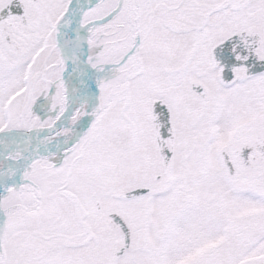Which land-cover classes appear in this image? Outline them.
I'll list each match as a JSON object with an SVG mask.
<instances>
[{
	"label": "snow or ice",
	"instance_id": "snow-or-ice-1",
	"mask_svg": "<svg viewBox=\"0 0 264 264\" xmlns=\"http://www.w3.org/2000/svg\"><path fill=\"white\" fill-rule=\"evenodd\" d=\"M0 264H264V0H0Z\"/></svg>",
	"mask_w": 264,
	"mask_h": 264
}]
</instances>
